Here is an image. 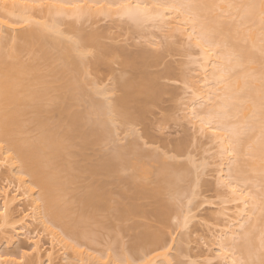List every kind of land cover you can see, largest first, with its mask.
Returning a JSON list of instances; mask_svg holds the SVG:
<instances>
[{
	"label": "bare ground",
	"instance_id": "6f19581e",
	"mask_svg": "<svg viewBox=\"0 0 264 264\" xmlns=\"http://www.w3.org/2000/svg\"><path fill=\"white\" fill-rule=\"evenodd\" d=\"M259 2L260 0H0V170L5 171L4 177L8 176L10 180L18 182L16 189L12 190L9 189L10 185H0V229L9 226L5 230L7 233L0 238V264H22L28 252L34 254L35 264H55L56 245L53 242L57 241H51L54 247L44 248L40 231L30 229L31 224L27 220L30 213H27L29 210H26V206L17 211V216L14 215L13 206L24 204V200H28V205L33 208L35 216L31 214L32 217L36 220L39 215V222L45 224V229L51 230L55 236L53 238L58 241L62 238L59 242H65L72 253H75L73 258L64 256L67 264H175L170 254L172 247L170 243H166L164 230L144 224L145 221L143 224L134 222L135 224L128 226V229L130 227L136 233L133 234L130 251L123 255L108 252L101 257L79 248L78 240L85 239L89 244L95 242L90 230L91 225L97 221H92L97 220L98 216L102 217L100 215L104 216L103 213L107 210L112 209L114 216L111 217H115V222H125L139 216H146L148 219L147 215L152 213L150 216L155 214L165 229L170 226L172 217L177 221L175 225L180 228H186L194 218L190 215L193 210L189 206L196 193L191 191V195L186 197L188 202H183L180 196L186 189L179 185L181 179L183 181L189 177L191 169L180 170L175 163L162 162L156 177L152 179L147 167L149 163L144 164L143 156L146 158L148 155H144L141 150L143 154L138 156L143 158L145 169L138 164L141 161L134 154L142 171L137 165H133L130 174L121 175V172L130 167L128 156H134L132 152L136 151L131 149H135L136 143L132 142L131 148L127 147L132 151L129 150V155L128 150L121 147L122 144L104 154L101 152L102 146L99 148L110 137L115 139L108 140L111 143L121 141L118 132V127L121 126L118 125H124L123 129L126 130L125 126H129L128 129L132 127L130 122L131 125L134 123L132 121L136 119L135 113L138 111L128 112V98L142 101L137 94L145 93L151 99L157 92H161H156L161 85L159 86L158 77L155 78L158 74L155 77L145 76L140 82H134V78H126L122 74L123 76H118L120 78L117 77L120 85L115 84L121 87L123 96L121 94L118 100H114L118 97L111 99L112 95H109L112 89L106 87L107 84L103 86L100 79L97 80L100 83L95 78L88 83L86 61L84 66L81 62L87 57V48L92 46L93 40L96 43L95 31H69L63 28V20L58 16L81 18L93 12L126 16L137 26L150 20L159 21L169 29H183L187 32L185 35L192 37L189 39H193L192 44L198 47L202 59L200 61L203 62L196 60L201 63H198L201 65V78L192 79L197 82L190 81L195 83L194 86L201 81L203 86L199 85L196 89L191 86L195 97L191 96L187 109L193 118L200 121V129L215 137L212 140H219V153L226 154L225 157L221 156L224 161L227 156L230 161L234 159L232 163L226 159L227 167L222 170L227 172L222 175V180L229 176L226 185L235 193L236 199H240L239 204L243 207H240L241 210L233 219L227 221L236 228L233 226L225 235H219L218 251L223 264H264V115L261 113L264 101V20L258 10L239 7ZM37 6L43 7L45 11L42 9V13H37ZM113 48L112 51L117 50ZM105 50L106 53L111 52ZM124 54H127L125 50ZM99 55L97 57L100 62L103 59ZM78 56L79 59L81 57V62L74 58ZM82 67H86V72L83 68L86 75L82 72L84 80H87L84 84L89 85L87 88L94 87L93 95H102L101 99H96L92 94H89L92 97L88 96L83 79L80 80L83 78L80 75ZM52 79L54 83L58 80L55 84L62 81L58 89L52 87ZM114 81L117 82L116 78ZM82 98L84 99L80 100ZM86 98H89V102ZM132 99L128 101L131 102ZM202 99L207 103L200 109V102L197 101ZM76 100L78 103L86 101V108L76 110ZM128 108L130 111L131 108ZM125 129L121 134L125 133ZM131 130L132 133L135 132L134 127L129 131ZM75 147H79V150L76 151ZM95 147L102 155L97 162H92V157L87 152ZM9 152L12 153L11 156L8 155ZM78 155L87 160L77 163L75 157ZM189 156L192 166L196 168V158ZM243 157L247 159L245 166ZM138 169L142 174L136 172ZM180 171H183L180 173L183 177L187 175L186 179L179 174ZM80 176L87 181L83 194L73 188ZM109 177H114V181L109 182L106 179ZM198 179L196 178L197 186L200 181ZM112 184H124L117 192L120 199L111 188ZM246 184L252 187L249 185L248 189ZM194 186L196 187L195 183ZM250 187L255 189L251 191ZM69 194L73 203L66 197ZM114 196L119 199L116 203L111 201ZM147 200H153L151 210L143 207ZM74 203L80 204L81 213L72 216ZM51 225L62 228L67 235L65 238L71 235L73 242L70 243L67 238L65 241L63 235L52 229L54 227ZM21 236L31 243L30 248L18 243ZM1 242L9 246L18 244L17 250L5 252ZM192 260L194 261L189 264L198 263L197 260Z\"/></svg>",
	"mask_w": 264,
	"mask_h": 264
},
{
	"label": "rangeland",
	"instance_id": "374dc122",
	"mask_svg": "<svg viewBox=\"0 0 264 264\" xmlns=\"http://www.w3.org/2000/svg\"><path fill=\"white\" fill-rule=\"evenodd\" d=\"M42 9L44 10L43 7L41 8L40 6L39 7L37 6L36 12L38 13V11H40L39 13H42ZM45 9H46V7H45ZM216 12H218V11L216 10ZM173 16H175V15H173ZM58 17L60 19L62 18V20H63V28H65L69 31L74 30V29H76V30L80 29V30H83L87 33H93L95 31L94 33H95L96 37H94V38H95L96 43H94V40H93V42L91 43L92 46H89V48H87V49H89L88 50L89 52L87 51L88 52L87 57H86L87 59L85 58V60H83V62H81L80 61L81 57H80V59H79V56H78V58L77 57H74V58L78 59L83 64L82 66H84V62L86 61L87 71L89 72V73L87 72L88 73L87 75H89V76H88V78L86 77V79L88 81H90V82H88L89 84L91 83L92 79H94V78L96 79V80L94 79L96 82H98L100 79V82L103 81V83H104V85L102 83L103 86H105L107 84L106 87L112 89V90L109 89V90L113 91L112 93L110 91L109 96L112 95L111 99L118 97L117 99H114V100H118L120 98L119 96L123 92L121 87L118 86V85H120V84H118V81H117V77L119 75L121 76L123 74L124 75V76L122 75L123 77H126V76H127L126 78L131 77L130 79L134 78V80H133L134 82H136V81L140 82L139 80H141V79L143 80V78H145V76L146 77L147 76L148 77H155L156 74H158L155 78L158 77V79H159L158 82L160 83L159 86L160 85L161 86H160V89L156 90V92L159 90H161V92L160 91L157 92L154 96H152L153 98L150 97L151 99H148L149 97H147V94H145V93H141V94L138 93L137 96L142 101H139L137 99L134 100L132 98L131 99L133 101H131V102H129L131 100L130 98H128V100L130 99L129 101L127 100V106L126 107L128 109V112L131 113L132 110H133V112L138 111V113L134 112L135 115L138 116V117L135 116L136 119H135V117L133 118V119H135L132 121L134 123H132V125H131V122H130V127L132 126L130 129H133V127H134L135 132L132 133L133 130H131V132H130L129 131L130 129H128L129 126H125L127 128L128 132L126 133L127 130L124 128L125 133L121 134L122 131L124 132V129H123L124 125L123 126L121 124L118 125V126H121L120 128L118 127V130H119L118 132L120 134L121 141L119 140V142L117 141L118 143L115 142L116 144H114V142L111 143L108 140L114 141L115 139H111V137L108 138V140L105 141L106 144H101L100 147L98 146L99 148H101V146H102L101 152H103V154L106 152L107 153L112 152L114 150L112 148H115V146L118 144L120 146L122 144L121 147L128 150V155H129V152L131 150H135L136 151L135 153L132 151L131 152L133 153V155L137 154L139 162L141 161V163H138V164L143 165L142 169H145L144 167H146L147 163H149L147 165V167H149V169H148L149 173H150L149 175L151 176L152 179L156 177L157 170H158V168L162 162L175 163V165H177L180 170L182 168H187V170H188V168H189V170L191 169L189 172L190 178L188 177L186 179L187 175H186V177H183L181 175L183 171L179 172V174L181 173L180 175L184 179H186L183 181H181L182 180L181 179L179 182V185L180 186L183 185V188L185 186V189H186V192L185 191L183 192V190L181 191V194H182V192H183V194L184 193H186V194H184V195L182 194V196H180V198L182 197L181 200L182 201L184 200L183 202H185L187 200L186 197L188 195H191V194H189L191 191H194L196 193V196L194 195L195 196L194 200L191 197L192 202L190 201L191 206H189L193 210V211H191L190 215H191V217H194V218L191 219V222L188 224V226L186 228L185 227L180 228V226L175 225V223L177 221L175 218L172 217L171 223L169 222L171 227L168 225V227H166V229H165L164 228L165 226H163L162 223H159L161 221L159 220V218L155 214H153V216H150V215H152V213L147 215V216H149L148 219L146 216H139V217H135V218L128 220V221H125V222H122V221L115 222V220H116V219L114 220L115 217H113V218L111 217L112 215L114 216L112 209H111L110 211L107 210V212L104 211L105 212V213H103L104 216L100 215L102 217L98 216L97 220L92 221V222H94V221H97V222H94L93 224L91 222L92 230H90V231H91V234H93V237H95V242H93V243L91 242L92 244H89V243H87V241L85 239H81L80 241L78 240V242H80L79 248L86 249L89 252L95 254L96 256H101V257H103V255L107 254L108 252L114 253L116 255H123L124 253H127L130 251V248H131V245L133 242V238H134V235L136 233V230L133 231L130 229V227H129V229H130L129 230L128 226H131L132 224H135V223L136 224H143L142 222L145 221L144 224L146 223L148 225L154 226L155 229L161 228L164 230L165 239L167 241L166 243H170L171 247H172L171 248L172 250H170V252H171L170 254H171V257L174 259L175 264H189L190 261H194L192 259L197 260L198 261L197 264H223V259L220 255V252L218 251L219 250L218 249V246H219L218 242H219V238H220L219 235H221L223 233L225 235L226 231L231 230V228L234 225L230 226V223H228L227 221L233 219V217H235L236 214L239 213V211L241 210L240 207H242V205H240L241 204L240 199L237 200L235 193L231 192L230 189L228 188V186L226 185V181H227V178H229V176L227 178L225 176V178L222 180V178H223L222 175L226 174V172H227L225 170V173H224V171L222 169L227 165V162L229 159L227 156L225 158V161H224V158H222L224 155L223 152L221 154L219 153V150L221 148L219 145L220 144L219 140L218 139L212 140L211 138H213V136H211L210 133H207L204 130L200 129V126H199L200 121L198 119L193 118V115L190 112H188L189 109H187L188 108L187 106L189 105L188 102H190L192 100L191 96L192 97L194 96L192 89L194 87L196 89L197 86L199 87V85L203 86V85H201L202 84L201 81H198V83L200 82L201 84L197 83L198 84L197 86H194L195 83L192 84V82L190 81L192 79H197V77L201 78L202 72H200V70H199V67L201 65L199 66L198 63L203 62V61H200L202 59L200 57V54H199L200 51L198 50V47L195 46L194 43L192 44L193 39L190 40L192 37L185 35L186 31L184 32L183 29L177 30V28H175V27H174L175 30L172 28L169 29L168 26L167 27L163 26L165 24H160L159 21L155 22L153 20H150L153 22H150V21H148V23L142 22V25L137 26L138 24L135 25L133 23L134 21L130 20L131 18L126 17V16H120L119 14L105 15L103 13L93 12L90 14H85L81 18H78L77 16H65V15H61V17L60 16H58ZM169 24H171V23H169ZM76 30H74V31L76 32ZM186 34H187V32H186ZM108 47H109V49H108ZM111 48H113V50L117 49L118 52H117V50L112 51ZM105 49H107V50L111 49L110 50L111 52L107 51V53H106ZM119 49H120V51H119ZM124 50H125V53H127V54H124ZM99 53H103V54L105 53V54L99 55ZM142 53H144V54L142 55ZM97 54L101 57L100 59H103L102 61L99 59L101 63L98 61ZM26 57L27 56L25 55V58ZM196 60L200 61V62H197ZM97 61H98V63H97ZM76 62H77V60H76ZM59 63H61V61ZM55 64H53V65H55ZM86 67H82V71L80 73V75L82 74V76H83V78L80 79V80L83 79L82 80L83 84L87 83L86 82L87 80L86 81L84 80L85 79L84 76L86 75V73H85ZM46 68L49 69V67H46ZM46 68H44V69L48 70ZM83 68H84L85 72H84ZM77 71H78V69H77ZM144 71H145V73H143ZM82 72H84L85 75ZM142 73H143V75L144 74H148V75L143 76ZM200 73H201V76H200ZM115 78H116L117 82L114 81ZM118 78H120V77H118ZM199 78L197 80H199ZM52 81H53V79H52ZM109 81H111V82H109ZM192 81L194 82L195 80H192ZM56 82L58 83V80ZM61 82H59L60 85H61ZM100 82H98V83H100ZM195 82H197V81H195ZM52 83L51 84L53 86L52 85L51 86L54 88H57L59 85V84H55L54 81ZM93 83H92V85L94 86ZM108 83H110V86H108ZM115 83H117L118 85H116ZM84 85H85L84 86L85 88H87L86 86H89L87 84H84ZM112 85H114V86H112ZM188 86H190V87L192 86L193 88L191 87V89H190V87H188ZM54 88L52 90H54ZM92 88L94 89V87H88L87 88L88 96L95 97L93 95ZM84 90H86V89H84ZM199 90H201V89L199 88ZM55 91H56V89L54 90V93H56ZM218 91H220V90H218ZM191 92L193 95L191 94ZM199 92H201V91H199ZM86 93H85V95H86ZM202 93H204V90L202 91ZM218 93H220V92H218ZM89 94H92V96ZM85 95H84V97H86ZM203 95L204 94H202V96ZM101 96L102 95L99 96V94H98L95 98L101 99ZM122 96H123V94L121 95V97ZM155 96H157V97H155ZM83 99L84 98H82L80 100H83ZM87 99H89V98H86L85 100H87ZM197 99H199V98H197ZM203 100L204 99H202L201 101H203ZM76 101H74V102H76ZM201 101L198 100L197 102L201 103ZM205 101H207V100H205ZM85 102H79L78 103V101H77V105L75 103V106L74 105L73 106L75 107V109L77 108L78 110H83L87 106V104H85V107H84ZM87 102H89V101L87 100ZM200 103H198L199 104L198 107L201 109V108H204V106H205L204 104H206L207 102L203 101L202 106L200 105ZM142 104L144 105L143 107L141 106ZM126 107H125V109H126ZM128 107L131 108L130 111H129ZM198 107H197V109H198ZM143 110H144V112H143ZM139 114H141V115H139ZM137 118H138V120H137ZM34 133H35V131H34ZM128 133H130V134H128ZM114 138L117 139V137H114ZM120 138L118 137V139H120ZM132 142H133V144H134V142L136 143V144H134L135 149L132 148L130 150V149H128L129 148L128 146H130V148H131ZM132 147H133V145H132ZM137 148H139V151ZM74 149L77 151V150H79V147L78 148L75 147ZM93 150L96 151V153ZM141 150H142V152L144 151L143 152L144 155L146 153L148 155V157H146V158L143 156V158L145 160L144 164H146L145 166H144V164H142L143 158L141 159V157L139 158V156H138V154H140V156H142L143 153L141 154ZM97 151H98V149H97V147H95L94 149H89L87 152L89 154V157H92L90 159L92 162H97L99 157L102 155V154H99ZM220 152H221V150H220ZM189 155L190 156L193 155L196 158L195 159L193 157L195 160H197L196 161L197 166L195 165L196 168H194V166H192L193 162H190L192 160H189L191 158ZM225 155H224V157H225ZM188 156L190 158H188ZM137 157L135 155L132 157L128 156V158L130 160V167L126 171L121 172V175H128L133 171L132 166L137 165V159H136ZM75 158H76L75 160H77L76 162L77 163L79 162L80 164L84 161V159H86V158H82V155L81 156L78 155ZM203 158H204V160L206 159V161H204ZM226 159H228V160H226ZM146 160L148 162H146ZM222 160L225 163L223 162V164H221ZM233 160L232 161L229 160V163H232ZM242 160H243V163L245 166V163H246L245 160H247V159H245L243 157ZM203 161L206 163H204ZM243 163H242V165H243ZM194 164H196V163H194ZM244 166H243V168L248 169V167H244ZM138 168L141 169V167H139V166H138ZM219 168H221V170H222L221 172H220ZM142 169H141V171H142ZM2 170L3 169L0 170L1 171L0 172L1 173L0 185H3V183H4V186L9 187V185H10L9 189H11V190L16 189L15 185L17 186L18 182L16 183V181L13 179L10 180L11 178L9 179L8 176L4 177L6 174H5V171H2ZM141 171L138 169L136 172L140 174ZM184 172H186V169ZM3 173H4V175H2ZM220 173H221V175H220ZM185 174L186 173H184V175ZM220 176H221V178H220ZM151 178H149V180H152ZM196 178H199L198 180H200V181H198V186H197ZM106 179L109 182L114 181V177H109ZM85 182H87V181H85V178L80 176L78 179V182L73 185V188H75L79 194H83L86 190V187H85L86 183ZM194 183L196 184V187L194 186ZM123 185L124 184H122L121 186H123ZM247 185L248 184H246L245 186H247ZM249 185L247 186L248 189H249ZM121 186H116L115 184L111 185V188L116 192L115 194H117V197L119 199H120V195L117 192L121 189ZM124 187H127V186H124ZM0 188H2V187L0 186ZM253 188H251V191H253ZM195 193H193V194H195ZM66 197L70 201L73 200L71 194L67 195ZM117 197L114 196V198L111 201L116 203L117 200H119ZM28 202H29L28 200L27 201L24 200V202H23L24 204L21 203L19 205V203H18L16 205H19V206H13L14 215L17 216L19 210L20 209L22 210L23 209L22 207L26 206L25 207V208H27L26 210H29V211H27V213H30L28 216L29 218L27 219V220H29L28 222L31 224V226L29 224L30 229L36 228L37 232L40 231L39 234L41 233L40 235H42L41 236V239H42L41 243H43L42 245H44V248H46V249H49L50 246L54 247V244L52 245L51 241L53 242L56 240L57 242H53L57 246V248H55L56 246L54 247V249L56 251V253H54V258H55L54 262H55V264H65V262H66V264H67V258H69L67 256H70L71 258H73V255L75 253H72L73 252L72 249L68 248L69 246H67L65 244V242L62 241L63 244H62V242H59L62 240V238H60L61 236L59 237L60 238L59 241L57 238H55V239L53 238L55 236L53 235V233L50 232L51 230H48L47 228L45 229V227H44L45 224H43L42 222H39L40 218L39 219L37 218V216H39V215L36 214L37 215L36 216L37 221L34 219L35 215L33 214L34 213L33 208H30L31 206L28 205ZM143 202H145V201L143 200ZM183 202H182V204H183ZM187 202H188V200H187ZM190 202H189V204H190ZM72 203H73V201H72ZM152 203H153V200H151V201L147 200L146 205L143 207L144 208L146 207V209L151 210V207H153ZM144 204H142V205H144ZM27 206H29V208ZM15 212H16V214H15ZM80 213H81L80 204L78 205V204L74 203L73 209L71 210V215L74 216V215H77ZM224 213H226V214H224ZM259 213H261V212H259ZM31 214L34 216L32 217ZM254 214L257 215V213H254ZM257 216H259V214ZM30 218L31 219L33 218L32 220L34 223L32 222V220ZM252 220H253V217H252ZM147 222H149V223H147ZM227 224H228V226H227ZM51 226L54 227L52 229L57 231L59 234L63 235L62 237L65 239V241L67 238V240L70 243L73 242V240L70 238V237H72L70 234H69L70 237L65 238V236H67V235L62 231V228L60 229V227L59 228L55 227L56 225L55 226L51 225ZM7 227L6 228L2 227V229H0V238H1L2 234L7 233V231H5V230L6 229L8 230L9 226H7ZM234 228H236V227L234 226ZM240 231H241V229H240ZM59 234L57 235V237L59 236ZM42 237H44V238H42ZM48 239H49V241H48ZM18 243H23L24 247H26V246H28V248L31 247V243L24 236L20 237V241ZM2 244H1V247L5 250V252H6V250L9 253L12 252L13 250H15V251L17 250L18 244H16V245L11 244L10 246L7 245L6 243L3 245ZM45 251L46 250H44V252ZM63 251L66 253H64ZM27 254L28 255L22 261V264H35L36 258L34 256V254L29 253V252ZM12 256H14V255H12ZM64 256H66L67 258H64ZM68 261H69V259H68ZM172 262H173V260H172Z\"/></svg>",
	"mask_w": 264,
	"mask_h": 264
},
{
	"label": "snow or ice",
	"instance_id": "6c2138e0",
	"mask_svg": "<svg viewBox=\"0 0 264 264\" xmlns=\"http://www.w3.org/2000/svg\"><path fill=\"white\" fill-rule=\"evenodd\" d=\"M239 7L245 8L248 10H258L259 14L261 16V19L264 20V0H260L259 4L240 5ZM261 113H262V115H264V101H262ZM8 155L11 156L12 153L9 152ZM0 162H2V161H0Z\"/></svg>",
	"mask_w": 264,
	"mask_h": 264
}]
</instances>
